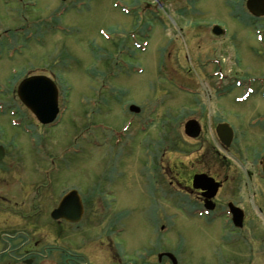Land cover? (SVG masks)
Masks as SVG:
<instances>
[{
    "label": "rangeland",
    "instance_id": "obj_1",
    "mask_svg": "<svg viewBox=\"0 0 264 264\" xmlns=\"http://www.w3.org/2000/svg\"><path fill=\"white\" fill-rule=\"evenodd\" d=\"M246 3L247 0H0V142L9 151L10 158L5 162H16L12 173L0 172V195L10 192L8 197L14 205L5 204L11 206V212H0V226H21L19 229L28 231L31 237L40 238L43 234L35 233L43 227L58 225L50 213L63 194L75 187L86 198L90 196L85 213H153L152 200L148 190H143L138 174L144 158L135 142L126 150V175L116 186L118 195L103 194L101 199L94 195L99 190L96 184H105L103 174L110 161L108 141L114 131L123 127L129 138L138 135L145 117L133 115L129 104L149 106L154 100L161 108L152 129H159L161 141L168 144L170 108L176 109V118L184 104L191 106L201 100L211 105L212 82L216 79L207 78V65L215 67L209 59L219 54V63L225 67L224 83L234 82L235 78L253 82L255 92L246 101H236L248 86L243 82L238 90L224 95L222 103L227 108L226 119L236 129L232 151L247 162L246 167H239L228 158L240 172L236 174L234 168L226 171L248 183L254 181L250 180V171L255 159L264 156V133L249 127L248 121L264 115V47L259 40L264 16L253 24ZM175 9H181L180 13ZM216 24L227 29L228 34L213 35L211 28ZM211 51L220 52L214 55ZM34 74L50 77L59 89L60 120L50 129L37 121L16 92L20 81ZM173 82L186 83L189 90L183 93ZM179 123L183 127L185 120ZM167 144L160 154L166 170L173 160L188 164L195 155L173 153L171 160ZM14 147L22 157L20 161L12 159ZM231 184L232 181L226 183V187ZM258 188L264 208V183ZM157 200L160 213H180L172 209L170 201ZM249 203L252 210L257 208L253 198ZM13 213H32V217ZM255 225L256 232L261 230L264 235V223ZM177 226H181L177 232L190 249V242L203 244L206 240L202 230L192 223L177 221ZM219 227L223 225L219 223ZM6 228L0 230L8 231ZM253 239L252 253L239 245L240 261L252 257L253 264H264V242ZM37 250L40 248L32 250L28 257L37 260ZM23 253L27 252H15Z\"/></svg>",
    "mask_w": 264,
    "mask_h": 264
},
{
    "label": "flooded vegetation",
    "instance_id": "obj_2",
    "mask_svg": "<svg viewBox=\"0 0 264 264\" xmlns=\"http://www.w3.org/2000/svg\"><path fill=\"white\" fill-rule=\"evenodd\" d=\"M175 11L179 14L181 9ZM233 16L239 19L238 15ZM225 30L218 36L227 35L228 31ZM218 52L220 51H211L214 55ZM219 55L209 59V63L216 64L215 67L207 65V69H210L206 72L207 78L216 79L212 82L214 92L209 100L211 105L206 102L201 103V100L191 106L184 104L183 112L176 118H173L177 115L176 109L170 108L169 115L172 122L169 127L171 133L168 144L161 141L159 129H152L160 116L161 108V104L154 100L149 106L144 103L139 107L137 115H143L145 121L141 120L138 135L129 138L125 132L116 130L108 141L110 161L103 174L105 184L101 182L96 184L95 189L99 190L98 194L94 195L99 196L100 199L103 194L118 195L116 186L121 185L119 181L126 175L124 160L135 142L139 144L144 158L138 174L143 181V190H148V196L152 200L153 213H82L77 221L66 218L53 220L58 224L57 226L43 227L39 233H35L43 234L40 237L42 239L37 236L31 237V233L19 229L21 226H0V229L2 227L8 229L4 232L0 230V264H253L252 257H246V262L240 261L241 253L238 247L242 244L249 253H252L253 236L264 242V235H261V230L260 233L256 232L255 225L264 223V208L262 201L260 202L258 188L264 183L262 169L264 156L259 155L261 158H256L254 161L250 171L253 176L250 180L254 181L248 183L244 178L236 177L237 175L226 171V168L228 170L234 168L228 158L236 161L239 167H246L247 162L232 151V143L229 146L225 144L219 132L220 126L229 123L233 130V139L236 134L235 125L226 119L227 108L222 103L223 96L238 90L243 82L248 87H251L253 82H242L239 78H235L234 82L224 83L225 67L219 63L221 60ZM172 85L183 93L189 90L187 84L183 82H173ZM201 95L204 96L203 91ZM261 115L250 118L248 126L256 127L264 133V115L260 117ZM179 120H185L183 127L181 123L178 124ZM191 121L195 125L188 132L187 126ZM45 127L48 128V125ZM196 131L199 132L197 136L189 134ZM205 136L207 140L204 139ZM192 143L195 145L193 146ZM166 144L167 151L171 152L169 156L171 160L173 153L175 156L195 155L188 164L173 160V165L170 164L169 169L166 170V165L163 164V158L160 156L161 149ZM187 147L192 149L188 150ZM16 150L15 148V156L12 159L20 161L22 157ZM8 158H10L9 151L5 146V157L0 161V172L4 174L12 173L16 163L13 160L6 163ZM234 169L239 175V168ZM161 176L165 177V180ZM230 181L232 184L226 187V183ZM78 190L81 192L80 188ZM9 193L7 191L6 195H0L4 201L0 204V212H11V206H14L10 203L12 199L8 197L11 194ZM80 196L86 210L85 203L90 200V196L86 198L87 195L82 192ZM157 198L170 201L173 203L172 209L180 213H160ZM250 198L254 199L256 209H251ZM235 207L241 209V211L237 210L241 215L238 220H235L232 214ZM13 214L32 217V213ZM177 221L192 223L204 233L206 240L203 244L190 242L193 253L188 248V242L177 232V229L181 228L177 226ZM219 223L223 225L222 228L219 227ZM188 227L187 225L185 228ZM6 242L9 244L3 249ZM193 245L198 247L193 248ZM39 248L40 251H34L38 261L28 257L33 254L32 250ZM16 251L27 253L17 255Z\"/></svg>",
    "mask_w": 264,
    "mask_h": 264
},
{
    "label": "water",
    "instance_id": "obj_3",
    "mask_svg": "<svg viewBox=\"0 0 264 264\" xmlns=\"http://www.w3.org/2000/svg\"><path fill=\"white\" fill-rule=\"evenodd\" d=\"M248 10L255 16H264V0H247ZM214 33L221 34L223 31L216 26ZM261 42L264 46V30L262 32ZM20 100L28 107L36 118L43 124H49L56 120L59 114V89L56 83L45 75H32L24 80L17 89ZM130 110L138 112L139 108L136 105H131ZM193 121L188 123L187 130L194 127ZM220 136L223 141L229 145L232 141L233 132L228 125L219 127ZM192 136H197L198 131L189 133ZM5 148L0 145V160L4 158ZM264 171V161H263ZM217 188V185H216ZM239 208L234 210V219L238 220L241 215L237 213ZM84 212L83 203L77 190L69 191L59 202L58 206L52 211V218H66L71 221H77Z\"/></svg>",
    "mask_w": 264,
    "mask_h": 264
}]
</instances>
